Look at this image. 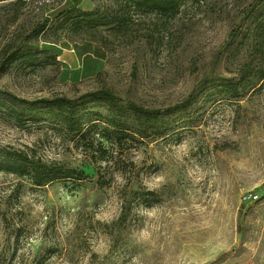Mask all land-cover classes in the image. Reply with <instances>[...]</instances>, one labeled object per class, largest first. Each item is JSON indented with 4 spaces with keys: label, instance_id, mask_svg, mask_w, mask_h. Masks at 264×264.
Masks as SVG:
<instances>
[{
    "label": "rangeland",
    "instance_id": "obj_1",
    "mask_svg": "<svg viewBox=\"0 0 264 264\" xmlns=\"http://www.w3.org/2000/svg\"><path fill=\"white\" fill-rule=\"evenodd\" d=\"M125 4H0V264H264V0H182L169 17ZM66 7L110 23L76 30ZM54 95L94 126L67 135L18 100ZM130 102L154 119L140 136L130 118L117 142L105 118ZM29 148L76 172L37 185L5 169Z\"/></svg>",
    "mask_w": 264,
    "mask_h": 264
},
{
    "label": "trees",
    "instance_id": "obj_2",
    "mask_svg": "<svg viewBox=\"0 0 264 264\" xmlns=\"http://www.w3.org/2000/svg\"><path fill=\"white\" fill-rule=\"evenodd\" d=\"M181 3L182 0H126L125 6L128 8L134 6L136 8L142 7L148 10L154 9L160 15L169 17L175 15L179 11ZM60 13L64 14V22H68L73 17L71 24L76 30H83L84 27L98 29L101 25L110 23L109 20H101V13L98 9L82 10L76 7H66L62 9ZM73 13L74 15L72 16ZM112 20L116 22L112 27V30L115 33H118L128 26L129 15L125 14L123 11L120 12L119 15H116ZM52 21L53 19L51 16H45L40 25L37 26V30L45 33L50 28ZM21 51L22 56L34 53V50L30 48H21ZM21 55L18 54V50H8L5 55V60L7 61V64H11L19 59ZM92 95H95V93ZM91 99H95L94 96ZM102 99L112 105H117V101L121 100V98L117 97L112 91L107 89L102 90ZM18 100L22 103L28 104L29 113L32 114L33 117L38 119L46 117L47 121L49 120L59 124L67 135L81 137L94 126V123L91 121L85 124V120L90 113L82 108V106H79L76 103V100L67 95L40 97L34 100L18 98ZM117 107L118 109H116V112L111 114L110 117L108 116L105 118L106 122L114 125L112 133L115 137V141L118 142L122 137L121 135H124L126 132V128L129 127L127 122L130 118L134 119L138 125L142 123V128L140 130L132 129V131L140 134V136L146 135L149 127L148 125L154 119L153 114L148 109L136 102H130L126 112H121V105H118ZM16 114L17 112H15V115ZM16 116L21 118L23 116H28V114L18 113ZM96 151L98 156L103 158L105 153H107V148L102 146ZM31 152H33L32 148H29V150H16L15 152L10 153L6 157L9 162L6 164L5 169L21 171L23 170V167H25L26 173L37 185L49 184L61 177H68V173H71L72 171L76 172V169L67 170L68 168L65 167H57L56 161L48 163L42 162L40 159H35ZM81 173L82 172H80L79 175Z\"/></svg>",
    "mask_w": 264,
    "mask_h": 264
},
{
    "label": "built area",
    "instance_id": "obj_3",
    "mask_svg": "<svg viewBox=\"0 0 264 264\" xmlns=\"http://www.w3.org/2000/svg\"><path fill=\"white\" fill-rule=\"evenodd\" d=\"M28 0H0V4L11 3V2H25Z\"/></svg>",
    "mask_w": 264,
    "mask_h": 264
}]
</instances>
